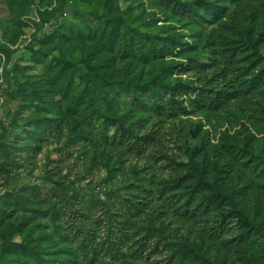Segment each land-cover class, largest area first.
I'll list each match as a JSON object with an SVG mask.
<instances>
[{
	"label": "rangeland",
	"instance_id": "1",
	"mask_svg": "<svg viewBox=\"0 0 264 264\" xmlns=\"http://www.w3.org/2000/svg\"><path fill=\"white\" fill-rule=\"evenodd\" d=\"M61 1L0 0V264H264V0ZM133 197L158 247L85 260Z\"/></svg>",
	"mask_w": 264,
	"mask_h": 264
},
{
	"label": "trees",
	"instance_id": "2",
	"mask_svg": "<svg viewBox=\"0 0 264 264\" xmlns=\"http://www.w3.org/2000/svg\"><path fill=\"white\" fill-rule=\"evenodd\" d=\"M66 0H62L61 4L65 3ZM209 10H212L208 7ZM188 11V10H186ZM184 11V12H186ZM209 15L212 19L216 20L219 18L218 10H212ZM178 47V46H177ZM166 49H158L151 51L150 58L152 56H163L162 51ZM149 59L148 56L145 57ZM228 59H234L233 55L227 57ZM240 86L242 90H247L249 92L264 86V73H260L252 78L242 79ZM170 94V101L173 104H177L175 96L191 95L195 91L189 85L175 86L167 90ZM212 91H209L211 93ZM220 96L223 98L211 97L210 101L206 104L210 108L219 110L223 108L227 101H234L237 98V91L233 89L219 90ZM198 96V94L196 95ZM201 101H203L202 93L199 94ZM197 99V97H196ZM119 137H123L121 134ZM137 144V143H136ZM148 202L146 199H141V197H133L130 199L123 198V201L119 203V210L107 209L103 215L100 226L101 239L99 235L94 234L89 231L81 230L77 226L79 221V216L75 213L69 215L66 218L68 235L72 238L74 243L77 244L81 255L85 260L94 261L97 256L103 254L118 255L122 253L125 247L130 244L131 248L127 250L130 254L136 255L139 251H144L145 246L148 245L152 240H154L155 247L160 244V235L157 236L159 230L155 228V222L158 217L155 216L151 211H148ZM183 208V207H181ZM188 210L189 209H185ZM157 232V233H156ZM133 242L134 244H131Z\"/></svg>",
	"mask_w": 264,
	"mask_h": 264
}]
</instances>
